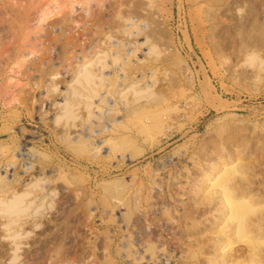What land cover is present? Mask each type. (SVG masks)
<instances>
[{"label":"rangeland","instance_id":"1","mask_svg":"<svg viewBox=\"0 0 264 264\" xmlns=\"http://www.w3.org/2000/svg\"><path fill=\"white\" fill-rule=\"evenodd\" d=\"M0 264H264V0H0Z\"/></svg>","mask_w":264,"mask_h":264},{"label":"bare ground","instance_id":"2","mask_svg":"<svg viewBox=\"0 0 264 264\" xmlns=\"http://www.w3.org/2000/svg\"><path fill=\"white\" fill-rule=\"evenodd\" d=\"M2 1H3V0H2ZM4 3H5V2H4ZM2 4H3V3H2ZM6 36H7V35H6ZM95 53H96V52H95ZM121 53H122V52H121ZM125 53H126V52H125ZM132 53H133V52H131V54H132ZM114 55H115V54H114ZM114 55H113V56H114ZM119 55H120V54H119ZM132 55H133V54H132ZM115 57H116V56H115ZM117 57H118V56H117ZM119 57H121V56H119ZM123 57H124V56H123ZM100 59H102V58H100ZM113 59H114V60H115V59L117 60V58H113ZM130 59H131V58H130ZM103 60H104V58H103ZM122 60H123V59H122ZM124 61H125V60H124ZM126 61H127V60H126ZM128 61H129V60H128ZM128 61H127V62H128ZM137 62H138V61H137ZM128 63H129V62H128ZM102 64H104V63H102ZM105 64H106V63H105ZM105 64H104V65H105ZM122 64H123V62H122ZM104 65L101 66V65L99 64V66L102 67V68L104 67ZM84 66H85V65H84ZM84 66H82V68H83ZM118 66H119V65H118ZM92 67H93V66H92ZM105 67H106V66H105ZM124 67H127V66H124ZM141 67H142V66H141ZM141 67H140V68H141ZM84 68H85V67H84ZM86 68H88V67H86ZM102 68H101V69L99 68V69L102 71ZM131 68H132V67H131ZM155 68H156V67H155ZM80 69H81V68H80ZM80 69H79V70H80ZM94 69H95V68H94ZM126 69H127V68H126ZM126 69H125V70H126ZM86 70H87V69H86ZM86 70H85V72H84L83 70H81V71L84 73V75H85V76H83V78H85V77H89V76H94V75H91L92 73H91L89 70H88V71H86ZM90 70H91V69H90ZM103 70H104V69H103ZM123 70H124V69H123ZM130 70H131V69H130ZM132 70H133V68H132ZM134 70H136V69H134ZM143 70H145V69H143ZM147 70H148V69H147ZM113 71H115V70H113ZM121 71H122V69H121ZM121 71H120V73H121ZM126 71H128V70H126ZM138 71H139V69H138ZM132 72H133V71H132ZM145 72H146V71H145ZM147 72H148V71H147ZM78 73H79V72H78ZM83 73H81V76H82ZM96 73H97V72H96ZM117 73H118V72H115L114 75H116ZM125 73H126V72H125ZM143 73H144V72H143ZM102 74H103V72H102ZM102 74H101V75H102ZM109 74H110V73H109ZM111 74H112V73H111ZM122 74L124 75L123 71H122ZM122 74H121V76H123ZM128 74H129V73H128ZM133 74H134V72H133ZM148 74H149V73H148ZM77 75H78V74H77ZM79 75H80V74H79ZM98 75H99V74H98ZM101 75H100V76H101ZM105 75H106V74H105ZM107 75H108V74H107ZM117 75H118V74H117ZM131 75H132V73H131ZM144 75H145V74H144ZM146 75H147V74H146ZM110 76H111V75H110ZM118 76H119V75H118ZM121 76H120V78H121ZM138 76H139V75H138ZM142 76H143V75H142ZM152 76H153V75H152ZM77 77H78V76H77ZM77 77H76V78H77ZM102 77L104 78V76H102ZM111 77H112V76H111ZM125 77H126V76H125ZM125 77H124V78H125ZM127 77L130 78L131 76H130V77L127 76ZM140 77H141V76H140ZM148 77H149V75H148ZM150 77H151V76H150ZM83 78H82V79H83ZM100 78H101V77H100ZM118 78H119V77H118ZM132 78H133V77H132ZM134 78H135V76H134ZM136 78H139V77H136ZM144 78H145V77H144ZM90 79H91V77L89 78V80H90ZM96 79H97V78H96ZM106 79H107V77L104 79V81H103L104 83H105ZM108 79H109V78H108ZM142 79H143V78H142ZM142 79H141V80H142ZM149 79H150V78H149ZM84 80H85V79H84ZM91 80H92V79H91ZM115 80H117V79H115ZM122 80H123V79H122ZM144 80H147V79H144ZM78 81H79V80L76 79V80H75V83L78 82ZM95 81H96V80H95ZM107 81H108V80H107ZM111 81H112V80H111ZM142 81H143V80H142ZM79 82H80V81H79ZM87 82H89V81L87 80ZM90 82H91V81H90ZM99 82H101V81L99 80ZM109 82H110V81H109ZM115 82H116V81H115ZM115 82H114V80H113V83H115ZM136 82H137V81H136ZM136 82H135V83H136ZM85 83H86V80H85ZM92 83H94V82H92ZM98 84H99V83H98ZM100 84H101V83H100ZM100 84H99V86H100ZM108 84H110V83H108ZM116 84H117V83H116ZM120 84H121V83H120ZM128 84H129V83H128ZM80 85L82 86L81 83H80ZM93 85L96 86L95 84H93ZM104 85H105V84H104ZM111 85H112V84H111ZM131 85H132V84H131ZM89 86L91 87V85H89ZM107 86H108V85H107ZM116 86H117V85H116ZM120 86H121V85H120ZM97 87H98V85L96 86V88H97ZM109 87H110V85H109ZM111 87H112V86H111ZM127 87H129V86H127ZM151 87H152V86H151ZM99 88H100V87H99ZM114 88H115V87H114ZM132 88H133V87H132ZM84 89H85V88H84ZM102 89H103V87H102ZM105 89H106V88H105ZM107 89H108V88H107ZM118 89H119V88H118ZM120 89H121V88H120ZM124 89H126V88H124ZM85 90H87V88H86ZM96 90H98V89H96ZM110 90H111V89H110ZM127 90H128V89H127ZM127 90H126V91H127ZM134 90H135V89H134ZM91 91H92V90H91ZM98 91H99V90H98ZM98 91H97V92H98ZM100 91H101V90H100ZM100 91H99L98 95L100 94ZM88 92H89V91H88ZM88 92H87V93H88ZM93 92H95V91L93 90ZM93 92H92V93H93ZM106 92H107V91H106ZM137 92H138V91H137ZM137 92H136V93H137ZM89 93H90V92H89ZM111 93H112V92H111ZM117 93H118V92H117ZM119 93H120V91H119ZM122 93H123V92H122ZM139 93H140V92H139ZM83 94H84V93H83ZM95 94H96V92H95ZM105 94H106V93H105ZM105 94H103V96H104ZM87 95H88V94H87ZM96 95H97V94H96ZM113 95H114V94H113ZM119 95H120V94H119ZM94 96H95V95H94ZM81 97H82V96H81ZM85 97H86V96H85ZM88 97H90V96H88ZM92 97H93V96H92ZM92 97H91V98H92ZM95 97L98 98V96H95ZM100 97L103 98V97L101 96V94H100L99 98H100ZM106 97H107V95H106ZM110 97H111V96H110ZM114 97H115V96H114ZM93 98H94V97H93ZM99 98H98V99H99ZM104 98H105V96H104ZM84 99H85V98H84ZM92 100H93V99H92ZM105 100H106V99H105ZM127 100H128V99H127ZM82 101H83V100H82ZM103 101H104V100H103ZM103 101L100 100L99 103H101V102H103ZM106 101H107V100H106ZM68 102H69V101H68ZM88 105H89V104H88ZM86 107H87V106H86ZM89 107H90V106H89ZM66 109L69 110V108H66ZM70 109H71V108H70ZM66 114H67V115L69 114V112H67V110H66ZM70 114H71V113H70ZM70 114H69V116H70ZM67 117H68V116H67ZM155 123H156V122H155ZM157 123H158V122H157ZM157 123H156V124H152V125L157 126ZM143 126L146 127L145 125H143ZM150 127H151V126H150ZM146 128H148V127H146ZM143 129H145V128H143ZM140 130H141V128H140ZM141 131H142V130H141ZM141 133H142V132H141ZM143 133H144V131H143ZM226 167H227V166H226ZM228 168H229V167H228ZM212 169H213V168H212ZM222 169H223V168H222ZM225 169H226V168H225ZM229 169H230V168H229ZM229 169H226V170H229ZM223 171L225 172V170H223ZM223 171H222V173H223ZM224 174H225V173H224ZM225 175H226V174H225ZM225 175H224V176H225ZM220 176H221V175H220ZM224 176H223V177H224ZM225 179H226V178H225ZM220 180H221V179H219V181H220ZM218 183H219V185H221L220 182H218ZM221 189H222V188H221ZM223 189H224V188H223ZM235 202H238V201H235ZM238 203H239V202H238ZM241 203H242V202H240L239 204H241ZM231 204H232V202H231ZM231 204H230V205H231ZM237 205H238V204H237ZM235 206H236V204H235ZM233 207H234V206H233ZM238 208H239V205H238ZM18 209H19V208H18ZM235 209H236V208H235ZM19 210H21V209H19ZM15 211H17V210H15Z\"/></svg>","mask_w":264,"mask_h":264}]
</instances>
